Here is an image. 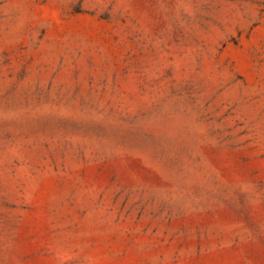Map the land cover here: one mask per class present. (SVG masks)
I'll return each instance as SVG.
<instances>
[{"label": "rangeland", "instance_id": "rangeland-1", "mask_svg": "<svg viewBox=\"0 0 264 264\" xmlns=\"http://www.w3.org/2000/svg\"><path fill=\"white\" fill-rule=\"evenodd\" d=\"M0 264H264V0H0Z\"/></svg>", "mask_w": 264, "mask_h": 264}]
</instances>
